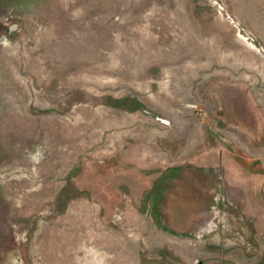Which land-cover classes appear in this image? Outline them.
Masks as SVG:
<instances>
[{"label":"rangeland","instance_id":"1","mask_svg":"<svg viewBox=\"0 0 264 264\" xmlns=\"http://www.w3.org/2000/svg\"><path fill=\"white\" fill-rule=\"evenodd\" d=\"M0 264H264V0H0Z\"/></svg>","mask_w":264,"mask_h":264},{"label":"trees","instance_id":"2","mask_svg":"<svg viewBox=\"0 0 264 264\" xmlns=\"http://www.w3.org/2000/svg\"><path fill=\"white\" fill-rule=\"evenodd\" d=\"M153 213H154L156 216L160 217L156 205H154V207H153ZM158 221H159V219H158ZM162 226L164 227V225H162Z\"/></svg>","mask_w":264,"mask_h":264}]
</instances>
